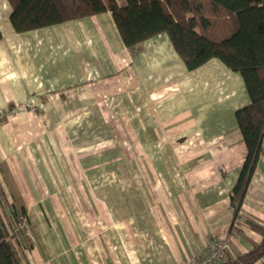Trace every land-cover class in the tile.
<instances>
[{
  "label": "crops",
  "instance_id": "crops-1",
  "mask_svg": "<svg viewBox=\"0 0 264 264\" xmlns=\"http://www.w3.org/2000/svg\"><path fill=\"white\" fill-rule=\"evenodd\" d=\"M11 13L0 0V185L29 218L26 264H186L261 242L264 154L232 237L238 74L187 71L166 35L131 54L110 14L16 34Z\"/></svg>",
  "mask_w": 264,
  "mask_h": 264
},
{
  "label": "trees",
  "instance_id": "trees-1",
  "mask_svg": "<svg viewBox=\"0 0 264 264\" xmlns=\"http://www.w3.org/2000/svg\"><path fill=\"white\" fill-rule=\"evenodd\" d=\"M6 1L16 34L110 14L124 47L131 54L138 53L144 42L166 35L187 71L218 60L238 74L249 98V104L235 114L247 155L230 193L236 213L234 224L241 226L240 206L264 154V0H124L123 8L116 0ZM0 193L6 198L4 192ZM5 203L8 225L0 219V264H26V257L22 259L20 255L30 250L25 227L29 224L28 215L9 196ZM253 228L260 234L261 242L250 252L227 257L219 264L261 261L264 221L262 227Z\"/></svg>",
  "mask_w": 264,
  "mask_h": 264
},
{
  "label": "built area",
  "instance_id": "built-area-1",
  "mask_svg": "<svg viewBox=\"0 0 264 264\" xmlns=\"http://www.w3.org/2000/svg\"><path fill=\"white\" fill-rule=\"evenodd\" d=\"M234 227H237V230L232 232L233 238L238 236L240 226L235 224ZM228 251V241L215 240L202 253L192 256L186 264H219L226 259Z\"/></svg>",
  "mask_w": 264,
  "mask_h": 264
},
{
  "label": "rangeland",
  "instance_id": "rangeland-1",
  "mask_svg": "<svg viewBox=\"0 0 264 264\" xmlns=\"http://www.w3.org/2000/svg\"><path fill=\"white\" fill-rule=\"evenodd\" d=\"M120 8H123L124 6H125V4L124 5H118ZM0 192H4L5 193V195H6V192L4 191V189H3V187L0 185ZM6 198H7V195H6ZM6 198L4 197V198H2V200H3V202H2V204H1V202H0V219H1V221L3 222V223H5L6 225H8V221H7V216L8 215H6V213H7V205H6ZM67 206V205H66ZM5 209V210H4ZM85 217V216H84ZM22 239L24 240V236H22ZM28 252L26 251L25 253H24V255L23 254H21L20 256H21V258L23 259L24 257H26V254H27Z\"/></svg>",
  "mask_w": 264,
  "mask_h": 264
}]
</instances>
